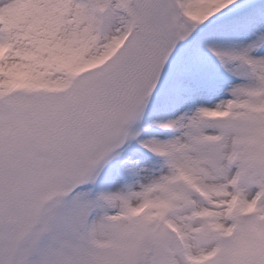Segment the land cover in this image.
Returning a JSON list of instances; mask_svg holds the SVG:
<instances>
[{
  "label": "snow or ice",
  "instance_id": "6c2138e0",
  "mask_svg": "<svg viewBox=\"0 0 264 264\" xmlns=\"http://www.w3.org/2000/svg\"><path fill=\"white\" fill-rule=\"evenodd\" d=\"M0 264H264V0H0Z\"/></svg>",
  "mask_w": 264,
  "mask_h": 264
}]
</instances>
